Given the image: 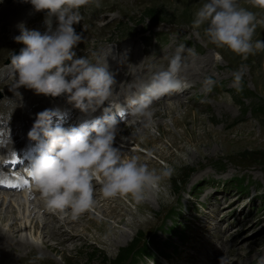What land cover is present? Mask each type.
Returning <instances> with one entry per match:
<instances>
[{
    "label": "rangeland",
    "instance_id": "rangeland-1",
    "mask_svg": "<svg viewBox=\"0 0 264 264\" xmlns=\"http://www.w3.org/2000/svg\"><path fill=\"white\" fill-rule=\"evenodd\" d=\"M205 2L206 0H91L88 5L79 9L82 19L79 24L74 25V28L77 33L82 34V41L73 49L76 52L74 59L86 57L91 62L97 63L103 57L102 52L109 49L113 51L114 56L110 57L115 60L118 68L115 70L118 73L123 72L124 68L119 67L120 61L116 62V60L121 58L124 46L129 45L133 49L130 48L126 52L124 59L133 56V51L139 52L137 56L140 54V57L144 59L142 62L144 69L140 71L139 76L147 82L153 72L165 70L177 48L184 45L182 55L185 58L196 60L210 56L214 59L212 65L215 69L210 70L205 77L198 75L197 79L183 78L180 72L179 77L183 81L187 80L185 82L192 87L186 91L185 95L180 96V99L186 103L175 112L163 110V118L159 115L156 117L161 118L163 127L166 126L169 131L175 133L181 129L179 131L176 129L174 120L187 117L191 132L187 136L186 145H183L185 150L175 153L164 150V147L170 146L167 143L168 139H165L156 127L152 125L146 127L144 118L126 116L129 111L125 100L135 88L125 90L124 95H120L121 99L113 98L109 102L114 106L113 111L121 106L127 110L123 118L116 115L119 133L116 134L113 146L125 148L121 146L117 136L122 135L121 132L126 125L140 124L146 128L149 127L146 132L157 139L149 138L150 145L139 149L138 155H141V159L145 161L142 163L147 166H153L150 162L155 163L157 166H154L153 170L159 173L164 165H169L163 159L157 158V153H164V156L173 162V167L170 166L173 172L169 177L163 178L165 180L163 185L159 183L155 190L146 192L145 199L142 201L147 204L145 209L137 212L136 207L140 203L134 200L129 201L130 195L121 197L119 201L124 202L126 211L119 208L117 213L122 212L124 223L115 224L113 219L107 218L106 221H109L113 227L108 235L98 239L96 227H91L86 234L92 238L86 236L75 242L66 254V259L54 252L49 253L52 260L49 264H115L114 260L128 249L132 250L131 252L140 250L133 257L135 264H148L146 257L151 259L153 264H194L195 262L202 264L201 260L204 264H221V257H223L222 264H259L260 259L264 258V78L261 79L264 75V49L255 50L254 54H249L247 59H244L226 47L219 48L211 43L204 34L206 25L197 29L192 24L194 14ZM15 3L20 2L0 0V11ZM97 3L99 7H96ZM238 4L254 12L258 19L264 18V10L252 7L248 0H238ZM25 6L29 9L32 5L27 3ZM34 14L37 17L32 16L31 22L25 27L44 34L47 31L46 11L34 12ZM0 26H3L0 32L12 28L11 23L2 20H0ZM55 26L56 21L53 18V28ZM13 32L6 30L5 33L10 35L14 34ZM19 32L18 35H20ZM257 40L264 41V25L258 24L256 27L253 42ZM20 44L16 41L15 43L6 42L0 35V72H3V75H0V94L3 95L0 99V115L14 109L11 118L7 119L3 127L6 119L0 118V134L4 135V142L0 141V167L3 169L4 163L5 167L9 164V167L13 168L8 170L13 171L19 169L21 165L18 168L17 163L14 165L16 167L12 166L16 158L14 154L7 164L5 159L7 150L14 153V147L19 150L15 153L16 156H21L24 152L21 148L26 145L23 140L27 139L29 133L15 128L17 124H20L19 120L23 125L29 122L32 129L39 112L50 110L53 119L54 110L59 108V105L77 110L74 104L68 101L66 94L56 98L37 94L42 101L36 102L35 108L23 109V106H26V98L34 90L28 89L23 92L18 89L17 91L22 93L15 94L10 90L12 81L6 76V65L10 64L8 58L15 51V46L23 45ZM134 60L136 59L130 58L128 64L133 65ZM147 66L150 67L148 69L152 70L151 72L145 71ZM242 66L244 76L238 91L233 83V73L240 70ZM139 70L129 74V82L133 77L138 76ZM207 77H211L216 83L211 92L205 93L203 82ZM245 91L248 92V96H244ZM168 96L169 94L158 101L172 103L168 102L173 100ZM10 97H12V103L8 101ZM18 98H22L23 101L20 102L23 103H20ZM9 104H14L11 105L12 109ZM38 105L40 109H36ZM175 106L174 108L177 109ZM105 107H108V102H105V105L98 108L96 112L104 113ZM150 107V111L154 114L163 106L153 108L151 105ZM24 112L32 114L31 120L29 118L27 121L23 118ZM89 116L91 119L96 117ZM100 117L102 116L98 118ZM13 124H15L14 127ZM139 132L140 130L133 129L123 136L130 139L131 136L139 135L140 142L144 143V140H147L146 132L142 134ZM160 137L163 139H158ZM17 138L21 139L19 147L16 146ZM28 140L27 148L37 152L41 146L40 142L30 140L29 137ZM7 144L11 148L5 147ZM1 147L6 150H2ZM129 147L134 151L137 146L130 144ZM129 147L125 150L128 151ZM23 176L27 177L20 169L15 172V175H9L11 179L16 177L20 180L22 177L21 179L25 180ZM0 177H6L1 170ZM240 177L244 181L243 186L247 185L246 189L241 185ZM29 183L31 184V179ZM28 188L29 184L25 183L21 185L18 193L13 191L6 193H10L9 196L13 193L22 195ZM99 188L96 186L95 190ZM37 197L41 199L40 194ZM148 198H152L151 201H148ZM19 206H21L19 211L17 204L12 209L20 214L23 209L22 205ZM111 207L115 208L116 205L113 204ZM44 210V214L43 211L35 214L39 221H42L43 215L47 216V213L51 212L47 208ZM89 212L94 220L104 222V215L106 216L104 211L92 207ZM22 214L19 216L22 217ZM65 216L59 214L61 218ZM10 223L11 221L0 222L4 228H7ZM16 223L18 222L15 221L13 225L15 226ZM76 224L75 229H79L80 223ZM42 228L43 226L39 229L42 230ZM22 235H28L31 241L42 247L43 237L31 233L30 226L23 225ZM53 242L51 240V243ZM37 251L40 252L39 247ZM31 259L33 260L28 261L27 264H40L39 260ZM128 259L121 264H125ZM13 261L10 264H19L21 260L16 258Z\"/></svg>",
    "mask_w": 264,
    "mask_h": 264
},
{
    "label": "clouds",
    "instance_id": "clouds-1",
    "mask_svg": "<svg viewBox=\"0 0 264 264\" xmlns=\"http://www.w3.org/2000/svg\"><path fill=\"white\" fill-rule=\"evenodd\" d=\"M18 2L30 3L34 12L46 11L47 31L41 34L27 29L23 22L18 25L20 35L14 39L24 47L19 54L11 55L7 66V76L12 81L10 90L19 95L17 90L21 87L51 97L66 94L68 101L84 113L95 112L109 102L117 81L108 64L93 63L86 57L74 59L73 49L82 41V34L76 32L74 25L82 19L79 9L91 0ZM248 3L264 10V0H248ZM99 6L97 3L96 7ZM192 24L197 29L206 25L204 34L211 43L226 47L244 59L255 50L264 49V41L253 42L256 27L264 25V18L258 19L254 12L241 7L238 0H206L194 14ZM183 52L184 45H180L165 70L154 72L126 98L130 115L143 117L150 124L153 115L150 106L155 100L189 87L179 78L184 67ZM243 76V66L233 73L238 91ZM215 83L211 77L205 78L203 91L211 92ZM113 107L108 103L102 117L70 127L52 126L50 110L36 115L28 137L40 142L41 147L30 159L26 174L49 211L70 210L71 219H78L95 204L94 182L100 185L99 192L105 199L130 195L140 203L148 190H155L163 178L172 174L173 169L168 165L157 173L139 163L138 157H125L113 146L118 128L116 112L120 110L116 107L113 111ZM13 110L0 118L10 119ZM35 259L43 256L37 255ZM146 259L148 264H153L151 259ZM220 261L222 264L223 257ZM259 264H264V258Z\"/></svg>",
    "mask_w": 264,
    "mask_h": 264
},
{
    "label": "bare ground",
    "instance_id": "bare-ground-1",
    "mask_svg": "<svg viewBox=\"0 0 264 264\" xmlns=\"http://www.w3.org/2000/svg\"><path fill=\"white\" fill-rule=\"evenodd\" d=\"M26 4L25 3H15L14 5L7 6L0 11V20L6 21V22H9L12 24V26H10V27H12L11 29H4L3 31L0 32V35L5 37L6 36V33H5L6 30H8V32L14 31L13 32L14 34L15 33L18 34V32L20 30L18 25L21 22H23L24 25H27V23L31 22V20H32L31 17L34 16L36 13L34 14L32 6H31V8L27 9L28 7L26 8V6H25ZM41 12H43V11H41ZM41 12H39V13H41ZM33 18H35V17H33ZM0 27H1L0 30L3 29V26H0ZM13 41H14V38H12L10 40L11 43H15V41L14 42ZM18 44H20V43H18ZM124 48H126V49L124 50ZM124 48L122 49L123 52L121 53V56H120L121 58L116 60V62L120 61L119 67L121 66L122 68H124L123 72L119 71V73H118L116 71V70H118V68L116 67L117 65H115V60H113L110 57L111 55L114 56V54H113V51H110L109 49H107V50L105 49L102 52V56L104 58L102 57L103 59L101 58V60L99 62H97L100 64L107 63L109 66V70L115 74V78H116L117 83L113 86L112 96L110 97L109 102H111V100L113 98L119 99L121 97L120 95H122V94L124 95V93L126 92L125 90H127V89L131 90L132 88L136 89V87H138L139 84H141V82H146L145 79L143 80V78H141L139 76L140 71L142 69H144L142 67V62L144 59H142L140 57V54H139V56H137L139 52L135 53L134 51H133V56L131 55V57L124 59L126 52L130 48L133 49L132 46H129V45H128V47L124 46ZM137 50H138V48H137ZM132 57L135 58L136 60H134L135 62L133 65H129L128 60ZM148 58H150V56H148ZM212 61H214V59L211 58L210 56L193 60L191 58L190 59L185 58L183 55V62H184V65L186 66V68H185V66L183 67L185 72L181 71V75L183 76V78H195V79H197L198 75L201 77H205V75L210 70L215 69L214 65H212ZM140 62H141V64H140ZM8 65L9 64H7L6 66H8ZM148 68H150V67H148V66L145 67V71L150 70ZM138 69H140L138 76L133 77V79H131L132 81L129 82V80H130V77H128L129 74L135 72ZM152 69H155V68H152ZM151 71L152 70H150V72ZM145 74H147V73H145ZM6 76H7V73H6ZM120 78H122V79L120 80ZM262 78H264V75L261 76V79ZM119 80H120V82H119ZM184 81L187 82V80H184ZM189 88H192V87L189 85V87L186 88L185 90H183L182 92L170 93L168 98L173 99V100L168 101V102H172V103H166L164 100H162V101L155 100L152 103L153 108H155V107L158 108L159 105H162L163 107H161L159 110L156 109L157 111L154 110V111H156V113H154L152 115L150 124L148 123V121L143 120L145 125L148 124V126L152 125L153 127H156L157 130L162 133V136L165 139L166 138L168 139L167 143L170 146L164 147V150L172 151L171 153H175L176 151H180V150H185L184 149L185 147L183 145L184 144L186 145L187 136H189L188 134L191 132V127L189 124L190 122L188 123V121L186 120L187 117L186 118L182 117L181 119L174 120V124L177 125L176 129L178 131H179V129H181V130L178 133L171 132L168 130V127H166V126L163 127L162 121L160 120L161 118H163V115H162L163 112L162 111L164 110L165 112H168V111L175 112V110L178 111L179 109H181L186 102L182 101L180 99V96L185 95L186 91ZM19 89H20V91H23V92H26L28 90L24 87H21ZM190 90H192V89H190ZM19 93L21 94L22 92H19ZM33 96H35V98H37V100L38 99L39 100L38 101L35 100V98H33ZM168 98H165V99H168ZM9 99H8L9 103H12L13 102L12 97H10ZM21 100H22V98H18L19 102ZM26 100H27L26 106H23V109L24 110L25 109L30 110L32 107L35 108L36 102L40 103L42 101V98H39L38 95L35 93V91H33V92L29 93L28 98H26ZM20 103H23V102H20ZM11 105H14V104H11ZM40 105H38L36 107V109H40ZM174 106L177 107V109H175ZM12 108L13 107H11V109ZM119 109L120 110L118 112H116V115L122 117L124 114L127 113V110L124 106L119 107ZM33 110L31 112H33ZM75 111H76V109H75ZM28 113H30V112H28ZM28 113L27 112L23 113V118H25L27 121L32 116L31 113L30 114H28ZM85 114H86V116H85ZM97 114L98 113L96 111L95 112H88V113L78 111L77 113H74V109L71 110V107H69V106L62 107V105H59V108L57 107L54 110V116L52 119V126H56L57 124L62 126L63 121L67 117L71 118L75 124L79 125V124L86 122V121L90 123L92 120L98 118L99 116L104 115V113L98 114L99 116ZM33 115H34V113H33ZM89 115H95L96 117L91 119ZM158 115L161 117L160 119L156 118ZM20 116H22V115H20ZM126 116L130 117V113L129 114L127 113ZM141 118H143V117H141ZM16 119L19 120L17 117H16ZM30 120H31V118H30ZM19 122H20V124H17V126L15 127L16 129H18V131L22 130L25 132H27V131L29 132L31 130L30 129L31 125L29 124V122L26 125H23L20 120H19ZM23 123H24V121H23ZM135 123H138V122L135 121ZM143 126L144 125H140V124H128L124 127L125 128L124 131L121 132L122 135L117 136V139L122 144L121 145L122 147H125V148L129 147L130 144L138 147V149L136 147V149L134 151H132V149L130 147H129L128 151H126L125 148L122 149L119 147L118 149L121 151V154L125 157H132V156L138 157L139 163H141V164H143L142 162H145V161H143V159H141L142 158L141 155H138V154H140L139 149L140 148H146V146L150 145V142L148 140H149V138H152L148 134V132H146V131H148L149 127L146 128L145 126L144 127ZM133 129L134 130L135 129L140 130L139 133H141V134L145 131L146 132L145 135H146L147 140H144V143H143V142H140V137H138L139 135H137L135 137L131 136L130 139H126V137L123 136V135L128 134V132H130ZM141 129H143V130H141ZM118 133H119V130L117 129L116 134H118ZM3 137H4V135L0 134V139H3ZM152 139H157V138H152ZM158 139H163V138L160 137ZM13 141H15V140H13ZM20 142H21V139L17 138L16 139V146L19 147ZM6 147H10V145L7 144ZM35 154H36V151L30 150V149L27 152V156H29L30 158H32ZM157 158L163 159L165 162H168L167 163V164H169L168 166L173 167L172 160L165 157L164 153H159V154L157 153ZM16 163H18V157L14 158V160L12 162V166H14ZM150 163L153 166L150 165L147 167L150 170H153L154 166H157V165L155 163H152V162H150ZM13 172H15V171H13ZM7 181H9V179H7L6 177H0V222L6 223L8 221H11V223L8 225L7 228L6 227L4 228L0 224V264H10L11 262H14L13 260H15L16 258L21 260L19 262V264H27L28 261L33 260L31 258L35 259L37 257V255L43 256V259H39L40 264H49V263H52V260L48 254L52 253V252L59 254L60 256H62L63 259H66V256H67L66 254L69 252L70 247L75 244V242H77L78 240H82L86 236L89 238L90 237L92 238V236L86 234V232L89 231L91 229V227L92 228L96 227V233L98 234L97 236L99 239L100 237H103L104 235H108L110 233V231L113 230V227L111 226L110 222L106 221L107 218L113 219L115 221V224L116 223L117 224L124 223L123 218H122V216H123L122 212H119V214L117 213V210L119 208H121L122 210H125L124 208L126 207L124 205V202L119 201V199H121V197L118 196L116 198L105 199L100 194L99 189L95 190V194H94L95 204H94L93 208L96 210H99V211H104L106 213V216L104 215V222L101 223V222L94 220L91 217L89 210L84 212L82 215H80L79 218L76 220H72L70 210H66L63 213L48 212L49 215H48V213H47V216L43 215L42 221H39L35 217V214H37L41 211H43V214H44V211H45L44 209L46 207H45L44 201H42V199H39L37 197V195L39 193L36 192L32 188V183L31 184L28 183L29 184V188L27 190L28 192L25 191L24 194H22V195L16 194V193H13V194L11 193L12 195L9 196L10 193H6V192L13 191V192L18 193V191H20L21 187L19 184H15V186H12L13 182H7ZM164 181L165 180L162 179L159 182L160 185H163ZM16 185H17V187H16ZM96 186L98 188L100 187V185L98 183L94 182V187H96ZM15 187H16V189H13ZM148 191H151V190H148ZM157 193L160 195L159 191ZM151 199L152 198H148V201H151ZM132 200L133 199L131 197L129 199V201L132 202ZM5 204L7 205L6 207H5ZM15 204H17L19 207L18 211L21 208V206H19V205H22V209H23L22 213L23 214L20 213V214H22V217L19 216L20 214L18 211H14L12 209V208H15ZM113 204L116 205L115 208L111 207ZM146 205L147 204L145 201L140 202V204H138L136 207L137 212L142 211V209H145ZM59 214H63L66 216L64 218H61V217H59ZM132 215L135 216L136 214L132 213ZM30 219H31V221H30ZM15 221L18 223H16V225L14 226L13 223ZM76 223H80V225H78L79 229H75L74 225H77ZM23 225L25 227L30 226V231L35 236L39 235L41 238L43 237L42 247L39 246L37 243L31 241L29 239L28 235H25V236L22 235ZM16 226L18 228H16ZM41 226H43L42 230L39 229ZM78 226H77V228H78ZM32 227H33V229H31ZM51 240H52V242L53 241L54 242L51 243ZM38 247L40 248L39 253L37 251ZM24 255H26V256H24ZM201 262H203L202 264H204V261L201 260ZM194 264H198V263L195 262Z\"/></svg>",
    "mask_w": 264,
    "mask_h": 264
},
{
    "label": "trees",
    "instance_id": "trees-1",
    "mask_svg": "<svg viewBox=\"0 0 264 264\" xmlns=\"http://www.w3.org/2000/svg\"><path fill=\"white\" fill-rule=\"evenodd\" d=\"M248 95H249L248 92L245 91L244 96H248ZM239 181H240L241 185L243 186V182H244V181H243V179H242L241 177H240ZM246 187H247V185H246V186H243L244 189H246ZM135 249H136V248H135ZM131 251H132V250H130V249H128V250H124V251L121 253V255L118 256V258H116V259L114 260L113 263H115V264H121L122 261H125L127 258H129L125 264H135V262L133 261V260H134L133 257L135 256V253H139L140 250H138L137 252H136V251H135V252H134V251L131 252Z\"/></svg>",
    "mask_w": 264,
    "mask_h": 264
}]
</instances>
